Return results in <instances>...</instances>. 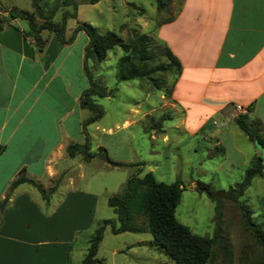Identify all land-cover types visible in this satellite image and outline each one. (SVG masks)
I'll return each instance as SVG.
<instances>
[{"label":"crops","instance_id":"0c3cea01","mask_svg":"<svg viewBox=\"0 0 264 264\" xmlns=\"http://www.w3.org/2000/svg\"><path fill=\"white\" fill-rule=\"evenodd\" d=\"M178 9L173 20L157 27L182 65L171 92L172 108L180 115L175 127L181 135L202 136L232 151V165L251 161L261 152L237 118L245 115L264 138V0H182ZM14 23L0 30V264H71L70 244L92 225L97 202L93 192L73 187L75 180L67 178L63 166L68 146L85 142L83 123L92 115L81 106L90 86L84 69L89 37L80 31L63 44L55 33L43 31L46 44L40 49L33 36L25 35L30 28ZM116 92L94 98L104 107L102 100ZM105 111L87 127L91 144L105 147L113 160L137 161L142 169L133 146L134 112L122 122H108ZM162 131L163 141H169ZM247 142L253 150L245 148ZM22 170L44 189H57L48 199L29 183L11 191ZM58 194L62 197L55 201Z\"/></svg>","mask_w":264,"mask_h":264},{"label":"rangeland","instance_id":"374dc122","mask_svg":"<svg viewBox=\"0 0 264 264\" xmlns=\"http://www.w3.org/2000/svg\"><path fill=\"white\" fill-rule=\"evenodd\" d=\"M33 1L1 0L0 5L6 9L12 6L11 9L14 10L32 12L37 6L47 11L49 7L62 2L37 0L38 5L35 6ZM181 2L182 0H172L170 6L161 13L157 11L154 0H99L95 4L79 2L77 7L73 3H67L60 4L55 12L53 20L57 22H61L66 13L69 14L68 33H71L70 29H74L79 22H88L101 34L114 33L124 42L133 37L135 32L146 34L150 39V51L159 55L153 68L160 66L158 71L152 74L160 78L157 84L159 88H156L157 85L149 78L118 81L117 63L124 55L120 46L109 51L106 59L96 67L89 61L91 69L102 78L106 86L117 88L114 97L102 100L104 109H109L105 120L112 122L120 118L122 122L123 117L127 115L132 118L133 112L138 119L131 131L135 134L133 146L136 158H141L143 166L141 171L137 165L113 166L100 155L85 160L83 153L69 156L63 162V166L68 167L67 178L75 180L73 187L93 192L97 200L94 216L89 212L92 225L78 231L75 240L70 244L71 264L83 263L89 240L105 219H114L119 223L117 214L108 203L109 198L114 194L124 193L130 176H142L147 172H151L158 181H181L185 185L176 216L194 233L216 238L214 256L208 264H264L261 246L246 227L240 210L243 203L252 209L256 222L264 221V175L252 180L239 202L221 198L218 209L217 202L211 200L205 192L191 186L199 180L209 184L214 190H229L243 179L251 161L249 157L244 164L232 165L228 159L235 156L232 151L225 152L222 146H213L211 141L202 136L191 138L181 135L175 127L180 120V115L173 110L171 104L170 94L175 75L163 69V66L168 64V58L159 40L157 27L167 19L175 17ZM75 11L77 16H72ZM15 19L16 26L30 28L27 20ZM9 20L12 21L13 18ZM41 22L38 17L37 23ZM163 128L168 132L169 141H163ZM244 146L249 151L254 149L249 142L244 143ZM91 151L98 152L96 143L91 144ZM79 161L82 162V168H74V164ZM81 172L83 177L80 176ZM62 176L63 174H60L54 180L51 179L50 185ZM63 191L64 188L60 193ZM61 197L62 195L58 194L55 201ZM97 257L103 264H177L164 248L155 243L150 232L114 233L111 225L105 228Z\"/></svg>","mask_w":264,"mask_h":264},{"label":"trees","instance_id":"16d2710c","mask_svg":"<svg viewBox=\"0 0 264 264\" xmlns=\"http://www.w3.org/2000/svg\"><path fill=\"white\" fill-rule=\"evenodd\" d=\"M98 1L62 0L61 3L49 7L46 11L45 8L38 7L37 0H34L33 3L37 6V9L32 12L20 9L8 10L1 5L0 11L12 14L13 19L21 18L27 20L30 24V30L25 35L33 36L35 38V44L40 49H43L46 44V39L42 36L43 31L55 33L63 44L73 42L80 31L86 33L89 37V42L85 48L84 69L89 78L90 86L81 96V106L89 109L92 115L83 123L86 136L85 142L70 144L68 146V154L72 157L76 154L83 153L85 160H90L96 155H100V157L113 166L139 165L140 163H127L113 160L103 146L98 147V152L93 153L91 151V137L87 132V127L89 124L101 119L106 113L104 107L96 102L94 96H113L117 88L109 89L104 84L102 78L98 74L96 75L91 69L89 61L96 67L106 59L109 51L113 50L116 46H120L124 51V55L117 63L118 81L124 82L149 78L157 85L160 82V78L154 77L152 74L158 71L160 67L153 68L155 60L159 58V55L150 51V39L146 34L135 32L133 37L124 42L114 33L101 34L96 27L88 22H79L67 36V17L69 14L66 13L61 22L53 20L60 4L73 3L77 7L79 2L95 4ZM154 2L157 11L161 13L170 6L172 0H154ZM72 16H77V12L72 13ZM38 17L42 20L40 24L37 23ZM173 19L174 17L169 18L162 23ZM6 26H11V21L6 19V15H0V30H3ZM159 40L163 44L168 58V64L163 66V69L175 75L173 80L174 84L181 73V62L166 43L160 38ZM156 88H159V85ZM237 123L249 136L251 141L254 142L258 139L259 142L264 144V138L252 128L245 115H240L237 118ZM3 148V146H0V151ZM141 170L139 168V171ZM263 172L264 159L259 154L251 160V165L246 170L243 179L236 182L229 190L217 191L212 189L209 184L199 180H196L194 185L192 184L191 186H194L199 191L205 192L211 200L217 202L218 209L221 198H228L239 202V199L250 186L252 180L255 177L263 176ZM23 183L34 185L46 199L57 189V186L49 190L44 189L36 180L27 177L25 171L22 170L17 178L12 181L10 190L12 191ZM185 188V185L181 181L174 183L158 181L151 172H147L142 176L138 174L130 176L126 182L124 193L114 194L108 200L109 205L113 207L114 212L117 214L119 223L114 219H105L95 229L94 234L89 240L90 244L82 264H103L102 260L97 257V251L103 240L107 225H111L114 233L125 231L150 232L154 237L155 243L164 248L166 253L177 264H208L214 256L216 238L194 233L189 226L180 222L176 216V209L181 202L182 193ZM3 207L4 205L1 202L0 212ZM240 210L246 227L261 246L264 258V221L256 222L253 218L252 209L243 203L240 205Z\"/></svg>","mask_w":264,"mask_h":264},{"label":"water","instance_id":"95a60500","mask_svg":"<svg viewBox=\"0 0 264 264\" xmlns=\"http://www.w3.org/2000/svg\"><path fill=\"white\" fill-rule=\"evenodd\" d=\"M13 16L12 14H7L6 15V19H12ZM255 145L257 146L258 150L261 152V157L264 159V144H262L261 142H259L258 139L255 140ZM6 202V200L4 201Z\"/></svg>","mask_w":264,"mask_h":264},{"label":"built area","instance_id":"2783aa9c","mask_svg":"<svg viewBox=\"0 0 264 264\" xmlns=\"http://www.w3.org/2000/svg\"><path fill=\"white\" fill-rule=\"evenodd\" d=\"M237 108H238L241 112H246V111H247L244 107H242V106H240V105H239Z\"/></svg>","mask_w":264,"mask_h":264}]
</instances>
